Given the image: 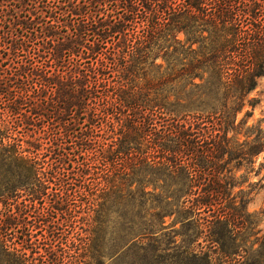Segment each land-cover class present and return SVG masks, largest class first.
I'll use <instances>...</instances> for the list:
<instances>
[{
  "label": "trees",
  "instance_id": "1",
  "mask_svg": "<svg viewBox=\"0 0 264 264\" xmlns=\"http://www.w3.org/2000/svg\"><path fill=\"white\" fill-rule=\"evenodd\" d=\"M260 78L264 0H0V264H264L228 167Z\"/></svg>",
  "mask_w": 264,
  "mask_h": 264
},
{
  "label": "rangeland",
  "instance_id": "2",
  "mask_svg": "<svg viewBox=\"0 0 264 264\" xmlns=\"http://www.w3.org/2000/svg\"><path fill=\"white\" fill-rule=\"evenodd\" d=\"M249 99L255 104L254 108L247 107L242 114L239 115L238 120L243 119L246 122V126L239 132L241 134L235 136L239 141H244L246 136L247 142H251L254 138L255 140L261 139L264 136V78H260L257 81L256 87L249 94ZM245 116V114H247ZM246 128L249 129V132H246ZM235 140V138H234ZM230 175L235 176L238 188L234 190L235 193L242 191L239 194V197H244L248 200L246 207V212L253 215V221L251 225L248 226L246 231V240L243 241L244 247L247 249L248 255L251 254V257L255 256L257 252L261 251V244L264 241V150L255 156L250 162H237L233 161L228 166ZM200 216H207V214L201 212ZM198 218V213L196 215ZM177 217H170L165 219V224L168 227L167 233L170 234V238L173 237V232L178 231L179 236L176 237L178 243L183 244H192V241L195 240V246L197 250L201 252H212V248L209 243V237L206 236V233L203 231L201 235L197 238L195 233H192V228L185 224L182 225L177 223ZM242 231L239 236H241ZM242 239V237H241ZM216 256V255H214ZM218 257L215 258V263L220 262ZM252 259V258H251ZM130 261L127 258H118V259H105L104 264H128ZM159 262L151 261V264H156ZM161 264H181L176 259H167Z\"/></svg>",
  "mask_w": 264,
  "mask_h": 264
}]
</instances>
